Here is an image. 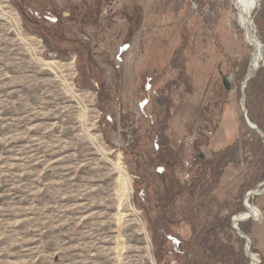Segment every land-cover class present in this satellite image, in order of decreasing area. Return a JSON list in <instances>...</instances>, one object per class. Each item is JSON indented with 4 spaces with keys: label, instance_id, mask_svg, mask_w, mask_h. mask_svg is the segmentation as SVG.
Here are the masks:
<instances>
[{
    "label": "rangeland",
    "instance_id": "1",
    "mask_svg": "<svg viewBox=\"0 0 264 264\" xmlns=\"http://www.w3.org/2000/svg\"><path fill=\"white\" fill-rule=\"evenodd\" d=\"M253 20L264 44V0ZM88 37L93 60L69 52V41ZM252 51L236 0H0V264H181L155 260L146 215L158 194L143 183L141 156L163 129L185 184L195 161L236 148L196 215L230 216L219 239L246 257L232 220L249 213L246 195L264 183V139L241 105ZM262 71L244 92L256 123L248 118L264 133ZM103 81L114 130L93 89ZM157 179L165 190L166 178ZM248 206L259 216L240 223L248 233L239 228L263 264L264 194Z\"/></svg>",
    "mask_w": 264,
    "mask_h": 264
},
{
    "label": "trees",
    "instance_id": "2",
    "mask_svg": "<svg viewBox=\"0 0 264 264\" xmlns=\"http://www.w3.org/2000/svg\"><path fill=\"white\" fill-rule=\"evenodd\" d=\"M54 16L57 25L61 26L60 17ZM81 32L78 31L76 35L81 37ZM88 38H90L88 42L69 41L68 44L74 47L69 52L77 53L80 59L86 58L87 55L89 60H93L92 38ZM50 52L51 54H59L57 49H50ZM67 54L62 57H68ZM260 73L264 74V71ZM259 75L261 77V74H258V77L250 82V86L259 82ZM78 85L83 87L79 81ZM260 86L264 89V77ZM93 89L99 94L102 103L99 107L107 120L108 127L114 130L117 123L110 112L113 98L109 88L103 81L100 87L93 86ZM248 116L252 122L256 123L250 111ZM128 120V115L122 114L121 123L124 128H126ZM164 131V129L158 131L150 155L147 158L141 156L144 158L142 163L143 183L146 186H154L156 194H158L154 206L148 210L151 213H146L149 218L154 216L149 221L152 227L155 260L162 263V261L172 258L181 264H248L242 249L238 251L230 244L222 243L219 239V231L230 227V216L224 219L216 217L208 222L206 218L196 215V210L205 206V201L200 197L213 194L220 185L226 168L233 163L232 158L237 152L236 148L229 146L213 150L208 158L195 161L186 171L190 183L185 184L177 177L176 170L171 166L173 165L171 159L176 160L177 156ZM134 138L136 141L132 147L126 149L127 155L135 154L133 149L135 145H139V137L135 134ZM135 157L138 158L139 156ZM160 175L166 178L167 187L165 190L160 188L157 179ZM147 188L149 187H146L143 193L138 190L139 195L142 194V198H145L144 194L147 193ZM188 194H191L192 198L188 197ZM196 194H198L199 199L193 198ZM185 225L189 226V230L180 232L179 229ZM240 228L248 233L244 229V224H240ZM238 242L241 245L244 243L243 240H238Z\"/></svg>",
    "mask_w": 264,
    "mask_h": 264
},
{
    "label": "bare ground",
    "instance_id": "3",
    "mask_svg": "<svg viewBox=\"0 0 264 264\" xmlns=\"http://www.w3.org/2000/svg\"><path fill=\"white\" fill-rule=\"evenodd\" d=\"M261 4V0H236L237 7V19L243 31L245 32L247 43L253 48L251 55V68L250 75L254 74L262 64H264V44L257 37L254 28L253 16L258 7ZM259 213L255 208L249 206V213L240 214L236 216L235 221H240L248 218L258 217ZM249 257L252 260L251 264H258L256 256L251 252Z\"/></svg>",
    "mask_w": 264,
    "mask_h": 264
},
{
    "label": "water",
    "instance_id": "4",
    "mask_svg": "<svg viewBox=\"0 0 264 264\" xmlns=\"http://www.w3.org/2000/svg\"><path fill=\"white\" fill-rule=\"evenodd\" d=\"M257 71L254 74H251L250 75V70H248V74H247V76H246V78H245V80L243 82L242 101H241L242 104L241 105H242V110H243V114H244V118H245V121H246L247 126L251 130L257 132L264 139V133L256 125L252 124L251 121L249 120V118H248V111H247L246 106H245L246 96H245L244 89L247 87L248 83L256 76ZM224 84H225L226 88L229 90V87H228V85L226 83V80H224ZM262 186H264V183L262 185H260L256 190L250 191L246 195L244 207L247 210V212H249V206H248L249 200L252 199V198H255L257 196H261L262 194H264V188L260 189ZM250 219L251 218H248V219L240 220V221H237V222L235 221V219H233L232 220V228H233V230L235 232H237V234L239 235V237L246 242V246H247V248H246V257L252 262L251 258L249 257V254L251 255V252H252L251 251V246H252L251 240L248 237V235L239 228L240 223L246 222V221H248Z\"/></svg>",
    "mask_w": 264,
    "mask_h": 264
}]
</instances>
